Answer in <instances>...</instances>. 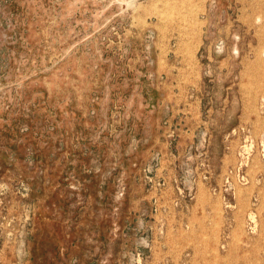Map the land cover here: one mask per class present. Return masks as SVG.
I'll use <instances>...</instances> for the list:
<instances>
[{
    "label": "rangeland",
    "instance_id": "1",
    "mask_svg": "<svg viewBox=\"0 0 264 264\" xmlns=\"http://www.w3.org/2000/svg\"><path fill=\"white\" fill-rule=\"evenodd\" d=\"M0 264H264V0H0Z\"/></svg>",
    "mask_w": 264,
    "mask_h": 264
}]
</instances>
